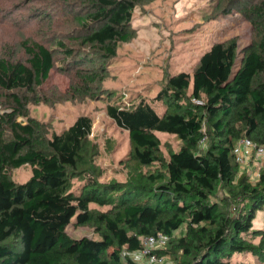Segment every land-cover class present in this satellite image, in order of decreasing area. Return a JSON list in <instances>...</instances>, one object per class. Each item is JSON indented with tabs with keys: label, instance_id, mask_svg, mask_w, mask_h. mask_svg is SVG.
Returning a JSON list of instances; mask_svg holds the SVG:
<instances>
[{
	"label": "trees",
	"instance_id": "obj_1",
	"mask_svg": "<svg viewBox=\"0 0 264 264\" xmlns=\"http://www.w3.org/2000/svg\"><path fill=\"white\" fill-rule=\"evenodd\" d=\"M142 1L80 3L82 14L73 13L77 39L100 60L56 41L64 64L74 66L62 100L109 93L99 87L105 78L101 69L117 44L133 37L130 20ZM218 3L226 14L236 10L251 23L255 42L240 52L235 39L211 45L193 71L190 94L188 73L168 76L155 97L165 104L162 113L145 99L126 105L108 96L107 115L128 132L131 158L161 166L134 181L102 183L87 166L88 116L51 134L29 116L27 105L41 100L36 87L58 61L56 48L23 42L26 62L0 57V264H135L123 250L136 252L143 237L157 234L169 240L151 253L175 264H245L230 261L236 253H250L264 264V229H250L264 208V172L255 182L238 174L233 152L241 138L264 147V0ZM156 131L181 141L168 160L158 155ZM27 164L28 180L17 183L8 175ZM74 177L83 181L76 189ZM218 189L222 197L212 198ZM91 202L111 208L95 211ZM70 223L91 224L100 238H72L66 233ZM184 223L185 234L174 238Z\"/></svg>",
	"mask_w": 264,
	"mask_h": 264
},
{
	"label": "rangeland",
	"instance_id": "obj_2",
	"mask_svg": "<svg viewBox=\"0 0 264 264\" xmlns=\"http://www.w3.org/2000/svg\"><path fill=\"white\" fill-rule=\"evenodd\" d=\"M80 3L83 0H0V57L26 62L28 56L22 47L23 42L56 48L58 61L48 78L36 87L35 94L41 100L27 105L29 116L40 122L48 134L68 128L81 115L88 116L92 120V128L87 137V166L93 169L97 180L107 183L141 179L161 166L158 162L141 165L131 158L133 142L128 132L107 115L108 96L114 94L113 100H121L126 105L145 99L158 113H162L165 104L155 97L168 76L180 71L188 73L190 94L193 71L201 55L211 45L235 39L240 52L255 42V30L240 12H223L218 0H143L132 12L133 37L127 42H119L115 55L108 58L101 69L105 78L99 87L109 93H99L95 98L62 100L61 96L74 78V66L64 64L63 59L67 61L65 53L58 48L56 41L62 40L66 48H72L75 53L82 52L85 57L92 58L93 53L97 64L100 60L95 49L81 46L77 39L79 33L73 13L78 11V15L82 14ZM155 134L160 142L158 155L168 160L170 153L180 148L181 141L174 134L160 131ZM241 172L255 182L264 172V156H257L252 148H243L238 162V174ZM8 175L17 183L24 182L31 175V167L27 164L10 169ZM82 182L74 177L73 188H78ZM222 195L223 191L218 189L212 198ZM89 208L105 212L111 206L91 202ZM250 229H264V208L256 212ZM185 232L186 223L175 230L173 236L177 238ZM66 233L72 238H100L91 224L77 226L70 223ZM258 239L252 241L257 243ZM122 255H128L135 264H152L138 251L128 253L123 250ZM230 261L257 263L250 253L233 254ZM123 264L127 263L124 261ZM154 264L175 262L165 256Z\"/></svg>",
	"mask_w": 264,
	"mask_h": 264
},
{
	"label": "built area",
	"instance_id": "obj_3",
	"mask_svg": "<svg viewBox=\"0 0 264 264\" xmlns=\"http://www.w3.org/2000/svg\"><path fill=\"white\" fill-rule=\"evenodd\" d=\"M206 142L205 138H202L200 143L204 145ZM243 148H252L257 156H264V147H256L253 142L248 138H241L236 146L234 147L235 160L241 161ZM169 240V237L165 234L150 235L142 238L141 249L138 252L142 256H146L148 262L154 264L161 261L156 255L152 254L151 251L165 247Z\"/></svg>",
	"mask_w": 264,
	"mask_h": 264
}]
</instances>
